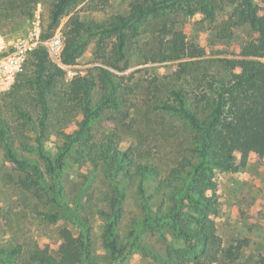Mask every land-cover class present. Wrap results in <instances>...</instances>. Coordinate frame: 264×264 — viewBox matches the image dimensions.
<instances>
[{"label": "trees", "instance_id": "16d2710c", "mask_svg": "<svg viewBox=\"0 0 264 264\" xmlns=\"http://www.w3.org/2000/svg\"><path fill=\"white\" fill-rule=\"evenodd\" d=\"M79 1L53 0L48 18L42 19L45 38L53 35L61 25L62 18L70 14V8ZM38 2L10 0L11 6L6 8L19 10L22 15L31 18ZM226 4L230 7L228 12H225ZM178 11L189 15L203 13L211 23L220 24L218 35L224 38L232 39L238 29H246L251 35L243 47L242 58L220 59L217 63H221V70L212 73L210 79H199L193 95L197 99V110L189 103V91L180 87L171 88L167 99L154 103V108L163 114L171 113L183 119L190 128L191 138L188 139V154L172 166L167 175L154 182L151 194L147 193L144 182L160 175L157 165L139 159L132 147L123 149L120 146L121 136L116 131L102 136L94 132L95 125L103 118L106 101L94 106L93 91L98 82H102L109 90L107 100L117 108L119 102L116 96H111L122 86L121 80H117L118 76L107 68H101L98 79L84 75L66 82L65 69L52 61L44 47L29 54L24 72L22 70L18 74L13 89L8 92L14 97L11 106L22 119V124L20 128L13 129L0 114V147L9 162L35 176L31 175V181H23L26 188L46 182L45 170L37 162L21 155L14 144L19 142L38 153L46 171L53 177L55 199L64 213L78 225L80 232L78 236L65 233V244L57 254L37 244L29 246L27 250L17 246L2 247L0 264H15L20 257H25L30 264H98L90 227L75 214L63 197L60 174L68 164L67 158L73 156L79 158L82 167L104 165L111 173L139 180L137 190L145 217L131 230L125 244L119 242L117 234V226L123 216L122 191L118 190L117 196L113 197L112 210L103 213L106 220L103 236L112 257L110 264H125L132 249L139 244V232L164 225H169L182 243L180 246H169L166 256H152L155 264H215L222 259L234 261L240 256L241 245L225 248L218 233L216 216L220 201L213 169L237 170L235 152L243 156L250 152H264V14L260 13L258 3L255 0H135L130 3L128 15L116 14L101 21H85L74 13L61 29L64 36L62 61L67 65L75 63L84 53L88 37L97 33V44L105 36L115 38L110 55L105 57L106 64L115 69H125L129 43L140 34V28L151 20L148 18ZM219 12L226 13L227 19L219 21ZM185 54L186 43L168 38L165 43L160 41V46L149 60H179ZM190 64L195 65L194 70L190 68L191 75L198 70L195 67L199 64ZM181 67L178 74L187 72L185 64ZM237 67H242L243 71L236 72ZM178 77L182 78L181 75ZM150 84L153 85V82ZM154 87L155 91L159 90L156 84ZM22 92L31 96L34 102L32 107H27L21 100ZM36 108L37 112L34 113ZM74 109L82 114V118L76 121L77 128L73 132H67L64 127L57 130L55 134L59 140L55 150L51 151L45 145L46 130L55 124L54 121L65 127L71 124V118L61 112L72 113ZM206 109L205 117H200L198 110ZM50 117H53L51 123L48 122ZM63 120L66 121L64 124ZM23 126L31 127L36 132L32 143L26 141V136L24 139ZM197 159L198 162L195 161ZM202 171L205 173L202 174ZM159 192L169 195L173 201L168 211L162 214L154 213L152 209L151 197ZM47 217L55 221L59 215L48 213ZM257 264H264V255Z\"/></svg>", "mask_w": 264, "mask_h": 264}, {"label": "rangeland", "instance_id": "374dc122", "mask_svg": "<svg viewBox=\"0 0 264 264\" xmlns=\"http://www.w3.org/2000/svg\"><path fill=\"white\" fill-rule=\"evenodd\" d=\"M131 1L135 0H80L70 8L71 13L62 18L60 30L74 13L85 21L110 19L116 14L128 15ZM255 1L259 5L260 13L264 14V0ZM52 2L53 0H39L34 13L39 11L42 19H47ZM9 3L10 0H0V33L23 34L26 32L25 26L29 24V16L22 15L19 10L6 8L11 6ZM225 7V12L230 11L229 4ZM148 19L151 20L140 28V34L133 37L129 43L127 61L124 62L127 63V68L115 69L106 64L105 57L110 55L109 50L115 38L105 36L104 40L97 44L99 34L96 33L88 37V45L77 61L65 66V80L69 82L76 76L84 75L98 79L101 68H107L118 76L117 80H121L122 86L111 96H116L119 102L117 108L107 100L109 90L105 89L102 82H98L93 91L94 106L106 101L102 110L103 118L95 125L94 132L102 136L116 131L121 136L120 146L123 149L132 147L139 159L157 165L160 175L144 182L147 193L151 194L154 182L167 175L170 168L188 154V139L191 138L190 128L183 119L175 114H163L154 108V103L167 99L171 88L180 87L189 91V103L197 110V99L193 95L194 90L198 88L199 79H210L212 73L221 70V63H217L220 59L242 58L243 47L251 34L246 29H238L232 39L221 37L218 35L220 24L211 23L201 12L189 15L178 11L160 17L151 16ZM217 19H227L226 13L219 12ZM168 38L186 43V54L183 58L168 61L149 60L160 46V41L165 43ZM192 62L199 65L195 67L198 70L190 75V68L195 66L190 64ZM182 64H185L187 72L178 74ZM24 68L25 64L23 72ZM242 71V67L236 68V72ZM151 81L153 85L150 84ZM155 84L159 86L157 91L154 89ZM13 87L14 85L0 94V114L8 120L13 129H17L21 127L22 119L11 106L14 97L8 95V92ZM20 95L23 103L32 107L34 102L31 96L25 92ZM198 111L200 117L204 118L208 110ZM36 112L37 108L34 113ZM61 113L70 117L72 122L65 127L54 121L55 124L46 130L45 145L51 151L55 150L59 140L55 132L63 127L67 132H73L77 128L76 121L82 118V114L75 109L72 113L65 114L63 110ZM52 119L53 117H50L48 122L51 123ZM65 122L63 120L62 123ZM22 132L24 139L26 136V141L32 143L36 132L31 127L24 126ZM14 145L21 155L37 162L45 170L47 181L26 188L23 181H31L33 175L9 162L0 147V249L17 246L27 250L29 246L37 244L41 248H47L52 254H57L65 244V233L78 236L79 227L64 213L55 199L52 190L53 177L46 171L38 153L23 147L19 142ZM67 161L68 164L60 174L63 197L74 209L75 214L90 227L96 262L110 264L112 257L103 236L106 222L103 213L112 210L113 197L117 196L118 190L122 191L123 216L118 223L117 234L119 242L125 244L131 230L145 217L137 190L139 180L136 177L111 173L104 165L82 167L79 158L75 156L68 157ZM195 161L198 162L199 159ZM235 161L237 170L214 168L213 179L218 183L217 193L220 201L219 214L216 216L218 233L225 248L241 245V253L234 261L222 259L215 264H257L264 255V152H250L246 156L235 152ZM249 174H254L253 180L249 179ZM151 201L153 212L158 214L168 211L173 203L170 196L163 192L152 196ZM48 213H56L59 217L51 221L47 217ZM138 243L125 264H155L152 256H166L169 246H180L182 242L178 241L169 225H164L154 230L139 232ZM15 264L30 263L25 257H20L15 260Z\"/></svg>", "mask_w": 264, "mask_h": 264}, {"label": "built area", "instance_id": "2783aa9c", "mask_svg": "<svg viewBox=\"0 0 264 264\" xmlns=\"http://www.w3.org/2000/svg\"><path fill=\"white\" fill-rule=\"evenodd\" d=\"M23 34L0 33V94L8 91L15 83L29 54L44 47L54 63L65 69L62 61L64 36L60 26L55 29L52 36H43L42 14L37 11L29 18Z\"/></svg>", "mask_w": 264, "mask_h": 264}, {"label": "crops", "instance_id": "0c3cea01", "mask_svg": "<svg viewBox=\"0 0 264 264\" xmlns=\"http://www.w3.org/2000/svg\"><path fill=\"white\" fill-rule=\"evenodd\" d=\"M253 175H254V174H249V179H250V180H253Z\"/></svg>", "mask_w": 264, "mask_h": 264}]
</instances>
